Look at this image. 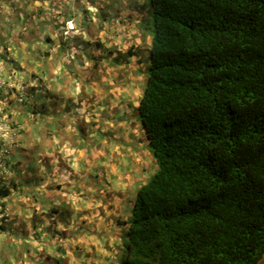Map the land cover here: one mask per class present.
Wrapping results in <instances>:
<instances>
[{"label":"trees","instance_id":"trees-1","mask_svg":"<svg viewBox=\"0 0 264 264\" xmlns=\"http://www.w3.org/2000/svg\"><path fill=\"white\" fill-rule=\"evenodd\" d=\"M87 1V18L62 7L49 11L47 23L56 35H46L44 42L63 55L60 30L71 20L79 33L89 34L85 38L95 39L79 46L88 62L94 67L106 63L108 74L119 69L139 87L128 107L152 159L149 181L136 187L122 220L118 215L107 219L120 231L108 249L113 264H257L264 256V0H130L137 2L141 17L134 35L126 34L130 27L120 16L123 4L120 11L110 8L98 17L103 3ZM90 19L97 25L89 27ZM146 21L149 34L140 27ZM132 36L134 40L128 39ZM123 42L128 48H122ZM5 48L0 45L2 58ZM27 54L32 57L31 51ZM43 86L33 90L41 95ZM8 182L0 180L2 213L12 188L18 195L22 189L24 198L31 190ZM51 183L56 186L47 189H54V195L91 204L87 194L93 186L73 181L69 193ZM61 206L60 216L74 215L67 203ZM2 224L3 233L17 238L13 228ZM51 237L64 242L70 236L53 228ZM77 247L84 260L69 247L64 250L67 258L41 255L36 262L69 264L71 255L83 264L94 248Z\"/></svg>","mask_w":264,"mask_h":264},{"label":"rangeland","instance_id":"rangeland-1","mask_svg":"<svg viewBox=\"0 0 264 264\" xmlns=\"http://www.w3.org/2000/svg\"><path fill=\"white\" fill-rule=\"evenodd\" d=\"M100 1L103 10L96 14L98 17L105 15L110 8L120 11L118 7L123 4L120 16L127 20L125 25L130 27L126 34H136L139 28L137 2L133 5L130 0ZM89 3L87 0H0V45L2 48L6 46L3 50L7 53L5 57H0V70L6 79L10 80L11 76V80H16L10 81L7 88L11 92L8 95L1 91L0 98L6 101L0 100V116L3 117L2 113L8 110L4 112L5 118L7 113L11 114L13 120L11 117L7 119L20 126L19 140L26 149L15 155V159L22 160L19 166L27 172L20 174L21 179L14 177L10 180L28 182L22 188L32 187L35 181L31 180L44 175L42 171L45 168L41 169V164L44 165L47 158L57 164L58 159L66 161L72 156L76 160L75 164L81 162L78 170L83 171V174L78 181L84 182L82 187L87 184L93 186L91 195L87 194L90 205L88 201L75 203L70 198L57 197L54 189L43 190L41 185L37 190L32 188L30 192H33L25 198L21 189H18L21 190L18 195L17 189L12 188L15 191L5 200L4 213L0 212V225L2 222V225L8 224L15 230L17 238L12 232L6 235L4 230H0V264H37L41 255L61 260L67 258L64 250L67 248L68 252L69 247L75 249V254L84 260V254L77 246L85 250L89 245L94 251L83 264H108L111 257L108 249L111 250L112 240L120 235V231L117 227L109 226L107 219L118 215V219L122 220L134 199L136 187L149 181L151 172L147 167L152 159L143 132L132 120L133 109L128 107L132 106L139 87L132 86L127 76H121L119 69L108 74L110 66L106 63L99 62L94 67L88 62L89 55L84 56L79 46L86 44L88 39H95L85 38L89 34L79 33L74 27L75 21H67L60 30L64 42L63 55H56V48L51 49L44 42L46 35L52 38L56 35L53 26L47 23L49 11L61 10L62 7L68 13H76L79 18H87L89 16L85 15V10H91ZM88 25L93 27L97 24L90 19ZM146 25L147 21L140 23L141 29L149 34V30L144 29ZM37 30L41 35L37 36ZM77 39L83 42L78 43ZM100 41L104 45V40ZM123 44L122 48H128V43ZM29 51L32 57L27 54ZM36 52H39V57H36ZM76 54H80L79 58H76ZM90 62L93 63V60ZM21 83H26L28 87L44 85L45 92L40 95L29 88L26 100L31 99L33 103H29L31 106L25 105L18 102L17 94L12 92L15 84L18 87ZM98 128L102 129L98 131ZM75 173L76 168H73L72 172L61 171L60 177L55 178H60L59 181L68 185L76 180ZM103 185L111 191L108 193L106 189L103 190ZM74 189L78 192L76 186ZM33 194H37L39 199L34 198ZM94 197L97 199H91ZM64 203L74 215L67 218L64 212L61 221L58 210L49 207H60ZM74 219L78 223H72ZM53 228L58 233L66 230L70 237L64 242L58 237H51ZM106 230H109L110 235L113 233L112 237L105 233ZM35 233H40V236ZM6 249L7 252L3 251ZM68 260H71L69 264H78L71 255H68ZM257 264H264V256Z\"/></svg>","mask_w":264,"mask_h":264},{"label":"clouds","instance_id":"clouds-1","mask_svg":"<svg viewBox=\"0 0 264 264\" xmlns=\"http://www.w3.org/2000/svg\"><path fill=\"white\" fill-rule=\"evenodd\" d=\"M138 20L139 19L137 18V21ZM72 28H74V27H72ZM0 77H1V79L4 82H6V85L0 87V89H2L3 91L8 93L9 90H8L7 87L9 86L10 81L14 82L16 80H11L13 77H10V80L6 79L1 74V70H0ZM33 86L34 85H29V87H28L26 85V83H21L17 87V85L15 84V86L12 88L13 89L12 92L14 91V93L17 94V96H16L17 97V101L20 102V103H23L24 100H26V98H27L26 94H27L29 88L33 89ZM10 92H11V90H10ZM29 106H31V105H29ZM5 116L6 115H3V117L0 116V180H3V181L8 180L9 182L12 183L10 178L13 179L14 177L15 178L19 177L21 179V177H20L21 175L20 174L27 172V170H22L23 167L19 166L20 163H23L22 160L19 161V160L15 159V155H18L21 150H26V149L21 145L22 142L19 140L20 133H21L20 126L17 123H12V121H9L10 119L9 120L7 119L8 116H7V118H5ZM11 119L13 120L12 117H11ZM55 155H57V154H55ZM61 158L63 159V156H61ZM58 161L59 162H56L57 164H60V162H63L61 166H57V164H55V163L53 164L52 160L49 159V158L46 159V163L44 165L41 164L42 165L41 169L45 168V170L42 171V173L44 175H42V177H40V179L35 177V178H33L31 180V181H35V185L34 186L38 187L39 185H41L40 187L43 188V190H44V189H47V185L50 184L51 181H56L57 183L60 184V186L64 187L65 191L71 193V191H72L71 183L66 185L62 181H59L60 178H55V176H59L60 177V172L61 171L67 170V172H70V171L72 172L73 168H76V173H75L76 180L75 181L77 183H80V181H78V179L83 174V171H79L78 168H79V164L81 162H79L78 165L75 164L76 160L72 156H71L70 159H68L66 161L64 159L61 160V161L58 159ZM40 180H42V181H40ZM22 182L23 183L20 184L21 186H24V184L27 185V183H28V182H25V181H22ZM38 183H39V185H38ZM50 185L53 186L54 184H50ZM34 186H32V187L28 186L26 188H31V190H33L32 188H34ZM55 186L56 185H54L53 187H55ZM75 186L77 187V185H75ZM106 188H108V187H106ZM32 192H29V194L32 193ZM92 192L93 191H92V188H91V192L88 195L90 196ZM36 193H38V192L36 191ZM35 197H37V194H35ZM62 197H63V195H62ZM87 199H89V197ZM51 207H53L56 210H58L57 213L59 214L58 217L60 218L62 216V215L60 216V213H59L60 207L50 206L49 208L51 210H53ZM61 209H62V206H61ZM4 211H5V209H4ZM60 220L63 221L62 217H61ZM5 252H7V251H5ZM87 258L89 259V257H87ZM111 262H112V256L110 257V261H109L108 264H110Z\"/></svg>","mask_w":264,"mask_h":264},{"label":"built area","instance_id":"built-area-1","mask_svg":"<svg viewBox=\"0 0 264 264\" xmlns=\"http://www.w3.org/2000/svg\"><path fill=\"white\" fill-rule=\"evenodd\" d=\"M5 85H6V82H4V81L1 79V77H0V87L5 86Z\"/></svg>","mask_w":264,"mask_h":264}]
</instances>
